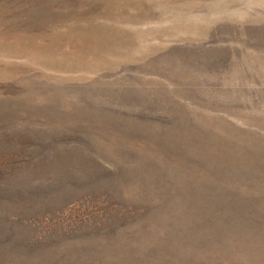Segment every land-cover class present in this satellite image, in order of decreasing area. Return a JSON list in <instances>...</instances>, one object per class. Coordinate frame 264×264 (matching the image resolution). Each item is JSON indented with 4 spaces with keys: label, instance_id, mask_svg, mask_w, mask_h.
I'll return each mask as SVG.
<instances>
[{
    "label": "rangeland",
    "instance_id": "374dc122",
    "mask_svg": "<svg viewBox=\"0 0 264 264\" xmlns=\"http://www.w3.org/2000/svg\"><path fill=\"white\" fill-rule=\"evenodd\" d=\"M0 264H264V0H0Z\"/></svg>",
    "mask_w": 264,
    "mask_h": 264
}]
</instances>
